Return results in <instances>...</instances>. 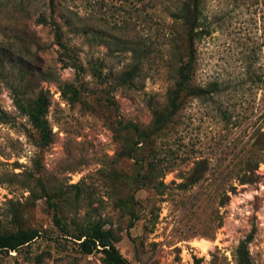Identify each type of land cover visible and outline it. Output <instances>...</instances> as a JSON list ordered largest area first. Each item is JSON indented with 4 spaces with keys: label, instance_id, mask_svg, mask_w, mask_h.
Listing matches in <instances>:
<instances>
[{
    "label": "rangeland",
    "instance_id": "374dc122",
    "mask_svg": "<svg viewBox=\"0 0 264 264\" xmlns=\"http://www.w3.org/2000/svg\"><path fill=\"white\" fill-rule=\"evenodd\" d=\"M185 2L0 0V232L39 233L0 264H103L71 237L90 221L129 264H239L250 233L264 264V0H198L192 42ZM181 72L169 122L124 131L151 132ZM15 91L48 93L46 146Z\"/></svg>",
    "mask_w": 264,
    "mask_h": 264
},
{
    "label": "trees",
    "instance_id": "16d2710c",
    "mask_svg": "<svg viewBox=\"0 0 264 264\" xmlns=\"http://www.w3.org/2000/svg\"><path fill=\"white\" fill-rule=\"evenodd\" d=\"M50 2L52 4L53 0H50ZM198 8V0H187L181 7V19L190 32V37L188 38L190 42H192L194 36H196L193 32L196 29V22L198 20ZM41 76V79L45 78L44 80H47L46 78H48L47 76L49 75L43 73ZM131 77L132 73L126 74L125 78H123L125 80L124 82H127ZM187 77V72L180 73L181 80L177 85V89L169 93L167 97L169 112L167 115L155 113L151 132L140 130L137 125L130 122L124 126V131L130 130L133 135L138 138L140 143L149 139L152 134L160 131L181 106V89L187 82ZM22 80L25 81L24 78H22ZM66 89H68V87H66ZM203 93V90H199L194 92V96H201ZM20 94L23 96V99L20 97ZM24 96V93L15 91V105L20 112L28 118L34 129L38 132L39 140L42 145L46 146L51 142V131L47 121L48 109L51 104L48 93L39 91L33 100L25 99ZM241 184H246V182H242ZM46 195L49 198V195ZM51 206L55 211V225L60 232L63 233L62 235L69 236L68 234L70 233L62 223L61 217L57 216V207L54 204ZM38 236L39 233L34 229H18L14 232H0V252H18L21 248L31 244ZM71 237L77 241L76 247L82 254H101V261L103 264H129L116 248V238L112 230L105 229L103 223L100 221L88 222L85 227L78 229L77 233L71 235ZM252 237L253 233H250L238 246L236 253L239 264H251L247 246L251 242Z\"/></svg>",
    "mask_w": 264,
    "mask_h": 264
}]
</instances>
